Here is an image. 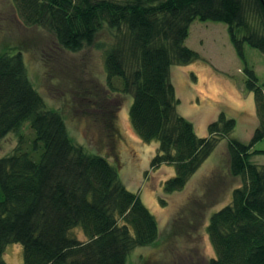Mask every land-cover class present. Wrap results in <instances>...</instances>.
I'll return each instance as SVG.
<instances>
[{"label":"trees","instance_id":"trees-1","mask_svg":"<svg viewBox=\"0 0 264 264\" xmlns=\"http://www.w3.org/2000/svg\"><path fill=\"white\" fill-rule=\"evenodd\" d=\"M12 1L25 27L53 33L71 52L103 47V32L121 35L106 50L107 86L133 97L134 129L144 142L159 143L151 166H174L164 183L167 194L183 191L216 149L215 138L200 137L177 112L172 67L199 57L185 45L191 24L223 22L242 58L245 44L264 54V0ZM24 57L21 49L0 55V140L18 135L12 153L0 158V264H8L4 254L12 243L23 246L24 264H129L134 250L158 242L155 216L125 186L120 165L75 143L63 113L44 109ZM246 72L260 125L250 142L228 141L229 171L241 185L210 217L216 257L209 264H264V164L251 161L264 153L252 151L264 139V92L255 72ZM107 116L112 125V112ZM26 124L30 135L23 132ZM236 125L222 112L209 133L225 137ZM77 227L86 240L71 234Z\"/></svg>","mask_w":264,"mask_h":264},{"label":"rangeland","instance_id":"rangeland-1","mask_svg":"<svg viewBox=\"0 0 264 264\" xmlns=\"http://www.w3.org/2000/svg\"><path fill=\"white\" fill-rule=\"evenodd\" d=\"M118 36L103 32L98 37L103 47L71 52L58 44L53 33L25 27L12 0H0V55L23 51L30 78L45 99L44 109L63 113L75 143L88 152H103L120 165L125 186L139 194L159 224L158 242L134 250L129 264H143L144 257L147 264H209L216 257L207 234L210 217L231 203V190L241 185V179L229 171L228 141L237 138L248 143L260 125L254 93L246 86V69L255 72L264 92V54L245 44L242 58L223 22L197 19L191 24L185 45L199 57L172 67L177 112L194 123L200 137L215 138L216 149L183 191L167 194L164 183L175 175L174 166H151L159 143L144 142L134 129L129 114L133 97L112 92L107 86L106 50ZM222 112L236 120L235 129L225 137L210 135V124ZM23 132L31 134L29 124ZM17 143L16 133L0 140V158L12 153ZM254 150L264 151V139ZM251 161L263 165L264 153L254 154ZM71 234L86 240L80 227ZM4 260L24 264L23 246L9 244Z\"/></svg>","mask_w":264,"mask_h":264}]
</instances>
